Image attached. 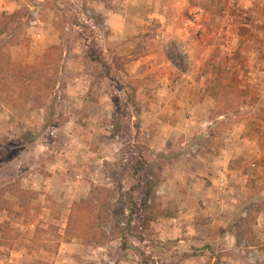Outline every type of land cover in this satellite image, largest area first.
<instances>
[{
  "label": "rangeland",
  "instance_id": "1",
  "mask_svg": "<svg viewBox=\"0 0 264 264\" xmlns=\"http://www.w3.org/2000/svg\"><path fill=\"white\" fill-rule=\"evenodd\" d=\"M116 6L23 0L0 37V62L10 53L30 64L40 27L52 26L58 38L38 55L50 49L38 85L9 77L0 89V264H188L199 253L204 264H264L256 225L264 183H253L239 203L230 227L236 237L191 236L179 246L158 235V218L174 211L156 192L167 161L140 127L134 102L143 82L127 72L119 47L129 40L114 38L105 15ZM118 8L134 14L129 23L147 18Z\"/></svg>",
  "mask_w": 264,
  "mask_h": 264
},
{
  "label": "crops",
  "instance_id": "2",
  "mask_svg": "<svg viewBox=\"0 0 264 264\" xmlns=\"http://www.w3.org/2000/svg\"><path fill=\"white\" fill-rule=\"evenodd\" d=\"M114 3L105 12L107 22L115 39L129 40L119 54L128 59L127 72L143 82L140 127L151 137V149L167 161L159 166L156 192L164 203H174V211L158 218V235L179 240V246L191 236L217 239L228 231L236 237L230 227L239 203L253 183H264V0ZM22 4L0 0V11L14 12ZM120 5L147 18L129 23L134 14L129 18ZM52 31L44 25L35 32L29 62L57 42ZM150 31L155 38L142 40ZM141 42L146 48L138 52ZM174 43L187 53V70L168 55ZM222 175L229 188L221 196ZM256 223L264 246V210ZM190 257L188 264L206 262L202 253Z\"/></svg>",
  "mask_w": 264,
  "mask_h": 264
},
{
  "label": "trees",
  "instance_id": "3",
  "mask_svg": "<svg viewBox=\"0 0 264 264\" xmlns=\"http://www.w3.org/2000/svg\"><path fill=\"white\" fill-rule=\"evenodd\" d=\"M21 10H17L14 13L0 12V37L7 33L8 27L11 21L21 16ZM169 57L182 69H188V56L185 50L174 43L168 51ZM8 60L3 57V62H0V89L4 91L3 83L8 78H13V81L19 83L25 81L32 85H38L41 77L46 75L49 71L50 62V49L47 50L43 55H40L34 64L27 62L18 61L9 53L7 54ZM137 110L140 111V103L134 102ZM146 183L151 184L150 177L147 176Z\"/></svg>",
  "mask_w": 264,
  "mask_h": 264
},
{
  "label": "built area",
  "instance_id": "4",
  "mask_svg": "<svg viewBox=\"0 0 264 264\" xmlns=\"http://www.w3.org/2000/svg\"><path fill=\"white\" fill-rule=\"evenodd\" d=\"M38 20H35V22L33 23H37ZM229 188V181H228V177L227 175H222L220 178H219V184H218V189L220 191V194L221 196L227 192ZM222 198H220L221 200Z\"/></svg>",
  "mask_w": 264,
  "mask_h": 264
}]
</instances>
